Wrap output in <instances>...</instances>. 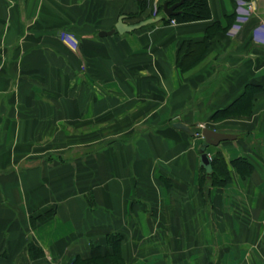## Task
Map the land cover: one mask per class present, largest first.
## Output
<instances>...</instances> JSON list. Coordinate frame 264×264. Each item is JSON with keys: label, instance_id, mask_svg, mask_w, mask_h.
<instances>
[{"label": "crops", "instance_id": "crops-1", "mask_svg": "<svg viewBox=\"0 0 264 264\" xmlns=\"http://www.w3.org/2000/svg\"><path fill=\"white\" fill-rule=\"evenodd\" d=\"M169 1L0 0V264H264V0L98 35Z\"/></svg>", "mask_w": 264, "mask_h": 264}, {"label": "trees", "instance_id": "trees-1", "mask_svg": "<svg viewBox=\"0 0 264 264\" xmlns=\"http://www.w3.org/2000/svg\"><path fill=\"white\" fill-rule=\"evenodd\" d=\"M176 1L178 0H170L168 3L172 4ZM138 4L141 10L144 11L145 3L140 1ZM157 9L162 10V5H159ZM177 11L178 14L171 17H164L162 19V22L169 23L171 20H175L176 22H187V21L207 19L210 16L207 0H184L183 3L177 8ZM137 15L139 17V14ZM137 15H135L134 17H136ZM150 17L152 16L150 14H147L146 16H144L143 19H147ZM231 164L235 166L238 170L239 167H241V165H243L246 169L250 168L246 159L244 158H237L233 160ZM204 179H209L208 181L212 186H224L226 183L229 182L230 177H229L228 167L220 153L215 154L212 157V159H210V170H207L204 166H202L201 181L203 182ZM114 253L117 254V252ZM107 258L110 257L106 255L104 257V260L110 261V260H106ZM95 261H99L98 255L96 254L92 256L90 262L96 263Z\"/></svg>", "mask_w": 264, "mask_h": 264}, {"label": "water", "instance_id": "water-1", "mask_svg": "<svg viewBox=\"0 0 264 264\" xmlns=\"http://www.w3.org/2000/svg\"><path fill=\"white\" fill-rule=\"evenodd\" d=\"M183 1L184 0H178L172 4H169L168 2H164L162 6L161 15H156L154 17L143 19L135 23H129V24L125 23L124 22L125 16L121 15L117 19V22L115 23L112 29L107 30V31H100L98 35L107 36V35H111L114 33L123 34V33L135 31L139 28H142L150 24L160 22L162 21L164 17H171V16L178 14L177 8L183 3ZM175 126L191 132L188 127L180 123L176 124ZM200 136L203 138V143L200 147V163H201V166H204L207 170H210V157L208 156V153L206 152V148L209 145H217L219 141H224L232 137H230L231 135L229 134L214 131L213 129H210L207 127L201 130Z\"/></svg>", "mask_w": 264, "mask_h": 264}, {"label": "rangeland", "instance_id": "rangeland-1", "mask_svg": "<svg viewBox=\"0 0 264 264\" xmlns=\"http://www.w3.org/2000/svg\"><path fill=\"white\" fill-rule=\"evenodd\" d=\"M156 12H158V13H156ZM147 14H150L152 17H154V16H156V15H161L162 14V10L161 9H155V8H153V9H151V10H149V12H147V13H145L144 15H141V16H139V17H133L132 18V20H134V21H138V20H142L143 18H144V16H146ZM198 128V127H197ZM68 131H72V130H70V129H68ZM89 134H88V137L89 138H91V137H96V129H91V130H89ZM196 132V131H195ZM195 132H193L192 134H194V136H196V134H195ZM72 133H73V135L71 136L72 138H71V141L73 140V141H78L79 140V135H80V130H76V129H74L73 131H72ZM96 262V261H95ZM84 263V262H83ZM82 263V264H83ZM91 263V262H90ZM109 263H113V262H111V261H105V264H109Z\"/></svg>", "mask_w": 264, "mask_h": 264}, {"label": "built area", "instance_id": "built-area-1", "mask_svg": "<svg viewBox=\"0 0 264 264\" xmlns=\"http://www.w3.org/2000/svg\"><path fill=\"white\" fill-rule=\"evenodd\" d=\"M243 4V9H242V11H240L241 13H243V14H250V13H252L253 12V10H254V6H253V4H252V2H243L242 3ZM242 6V5H241ZM171 23H174L175 22V20H171L170 21ZM203 128H205V126L203 125V124H200L199 126H198V129L196 130V132H195V134H196V136L197 137H201L200 135H201V130L203 129Z\"/></svg>", "mask_w": 264, "mask_h": 264}]
</instances>
